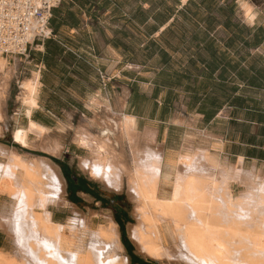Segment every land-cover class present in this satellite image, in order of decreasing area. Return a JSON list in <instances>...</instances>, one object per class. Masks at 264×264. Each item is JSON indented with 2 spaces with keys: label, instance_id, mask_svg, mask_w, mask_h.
Instances as JSON below:
<instances>
[{
  "label": "crops",
  "instance_id": "crops-1",
  "mask_svg": "<svg viewBox=\"0 0 264 264\" xmlns=\"http://www.w3.org/2000/svg\"><path fill=\"white\" fill-rule=\"evenodd\" d=\"M48 31L26 55L4 60L9 90L35 74L39 86L28 115L19 97L15 110L4 112L0 152L57 169L66 204L48 206L51 222L79 236L85 225L95 230L109 217L130 264L116 214L131 253L147 262L126 232L134 224L127 221L130 207L116 199L127 192L126 178L123 190L114 191L79 164L96 158L92 144L131 169L155 157L160 174L182 172L183 157L197 172L264 177V0H62L51 10ZM111 119L117 129L131 124V145L106 130ZM19 129L28 147L14 144ZM54 143L61 150L54 156L34 149ZM245 184L240 176L232 181L231 197L239 198ZM14 204L0 193V223L8 224L0 228V253L13 264L30 263L9 224ZM86 213L104 222L92 227Z\"/></svg>",
  "mask_w": 264,
  "mask_h": 264
},
{
  "label": "bare ground",
  "instance_id": "bare-ground-1",
  "mask_svg": "<svg viewBox=\"0 0 264 264\" xmlns=\"http://www.w3.org/2000/svg\"><path fill=\"white\" fill-rule=\"evenodd\" d=\"M3 62L0 54V64ZM21 83L20 100L28 115L36 106L38 75ZM127 123L125 121L121 129H117L112 119L103 125L112 134L125 135L131 145V124L126 126ZM15 134L16 144L28 147L25 131L19 129ZM81 145L88 147L85 141ZM91 146L96 150L94 161L81 160L79 163L91 179L114 191H121L123 178L127 180L126 195L133 203L134 224L126 228V232L141 255L165 264H173L176 259L185 264H264V240L260 242L257 235L264 231L263 176H256L261 179L256 188H246L235 199L229 194V184L239 176L243 177L245 185L250 182L247 180L250 177L240 175L239 171L231 177L227 171L221 174L197 172L196 166L188 165V158L183 157L179 162L184 172L175 170L160 174L161 165L155 157L137 160L133 169L131 166L121 168L120 161L112 153L95 144ZM29 179L31 175L25 171L23 163L15 164L10 159L0 163V193H9L15 200L9 224L15 220L23 224L21 229H14L18 245L20 247L24 241L38 264H52L44 262L45 257L53 264L69 260L72 264H128L126 257L113 256L123 249L116 224L109 217L107 225L101 226L103 230L97 231L109 252L106 256L98 252L94 257L81 252L77 246L80 238L72 235L74 229L66 231L65 225L54 224L48 219V206L66 204L63 180L56 168L47 172L45 182L33 180L30 186ZM160 186L161 192L158 191ZM5 224L0 223V228L8 226ZM243 225L252 226L255 231L242 236L239 227ZM86 229L85 225L83 230ZM258 258L261 263H257ZM4 261L6 257L0 253V263Z\"/></svg>",
  "mask_w": 264,
  "mask_h": 264
},
{
  "label": "rangeland",
  "instance_id": "rangeland-1",
  "mask_svg": "<svg viewBox=\"0 0 264 264\" xmlns=\"http://www.w3.org/2000/svg\"><path fill=\"white\" fill-rule=\"evenodd\" d=\"M7 57H9V56H1V58L4 59V60L7 59ZM4 64H5V61L3 63H1V66H0V122L5 120L4 115H3V114H5L4 113L5 111L12 112V111L15 110V108H16L15 107V102L16 101H14V99H15V97H17V98L19 97V99H20V96H21V88H20V90L17 91L18 87H16V84H12V86H11V88L9 90V84H7L8 74L5 71L6 67H5ZM23 77H25V75H22V78ZM21 84H20V87H21ZM25 134H26V131H25ZM12 135H13L14 144H16V139H15L16 135H14V134H12ZM34 149L43 151V152L49 154L50 156L51 155L54 156V155L58 154L61 151L60 147L56 146V143H54L51 148L43 147V146L41 147L40 145H37V147H35ZM0 153H2L1 154L2 157L4 156V161L10 159L15 164H17L18 162L23 163V167L25 168V171H27L31 175V178H32V179L28 180V183H29L30 186H32V181L33 180H35V181L42 180L43 182H45L44 179H45V177H47V172L50 169H53V167H51L50 164H48L46 161L44 162L43 160H40V159H37V161L34 160V161H30V162H25L22 159V157H19L18 154H16L15 152H13L11 150L6 151V153L5 152H0ZM119 167L122 168V167H125V166L121 165V163L119 162ZM83 175L86 176L85 173H83ZM86 178H87V176H86ZM247 180L250 181L249 184L247 185V188L250 187V186H251L250 188H256V186L258 185L259 180H261V179H258L256 177V175H253L250 178H247ZM97 185L101 189H103V187L100 184L97 183ZM7 194L11 197V195L9 193H7ZM125 194L126 193L123 191V192L120 193V196L123 198L122 202L124 201L126 203V206L130 207V209L128 208L129 210H127L125 208V211H127L128 217L130 218L131 223H133L134 220H133V217H131V210H132L133 205H132L131 201L127 199ZM12 200H14V199L12 198ZM13 202H15V200ZM98 211H99V209H98ZM86 214L88 216V213H86ZM88 218L91 219L90 216H88ZM91 222H92L91 226L93 227V226L97 225L98 223H103L104 220L102 218H100V217L99 218H92ZM11 226L13 228L14 235H16L15 232H14L15 227H17L18 229H21L23 227V224L21 225L20 222L15 220L11 224ZM125 226H128V224H126V222H125ZM98 229L103 230L102 227H98L95 230L86 229V230H83L82 232L80 231L79 236L77 235V231L75 229L72 232V235H75L76 237L80 238L81 241H80L79 244H77V246L79 247L81 252H83L85 254V256H87V255L90 256V254H91V256L94 257L95 255H97L98 252H100L102 254V256H104V255L106 256L107 253L109 252L105 248L106 243L100 237V234H98V232H97ZM254 231L255 230H254V228L252 226L250 227V226H244L243 225L242 227H239V234H241L242 236L243 235H248L250 233L252 234ZM257 235L259 237L260 242L261 241L263 242V240H264V231L262 230V232L258 233ZM132 245L134 246L133 243H132ZM19 249L21 250V253H23V255H27L29 258H31L30 263L23 262V264H38L37 260L34 258L33 254L31 253V250L28 249V246H27V244L24 241H22V245L19 247ZM133 251L136 254H138V252L135 249V246H134ZM116 254L121 259H124L126 257L125 251L116 252V253H114L113 256H115ZM141 257L144 260H146L147 262H150V263L165 264V263H162V262L150 261L149 259L145 258L144 256H141ZM32 258L34 259V261L32 260ZM127 260H128V258H127ZM257 260H258L257 263H261L262 262V261H260L259 258ZM43 261L46 262V263L48 262V263H52L53 264L52 260L49 257H45ZM13 262H14L13 260H9L8 259V260H6V261H4V262H2L0 264H13ZM55 264H62V263H58V262L56 263L55 262ZM128 264H129V260H128ZM173 264H185V263L181 259H176V260H174Z\"/></svg>",
  "mask_w": 264,
  "mask_h": 264
},
{
  "label": "built area",
  "instance_id": "built-area-1",
  "mask_svg": "<svg viewBox=\"0 0 264 264\" xmlns=\"http://www.w3.org/2000/svg\"><path fill=\"white\" fill-rule=\"evenodd\" d=\"M62 0H0V54L24 56L37 39L50 36L51 10Z\"/></svg>",
  "mask_w": 264,
  "mask_h": 264
},
{
  "label": "trees",
  "instance_id": "trees-1",
  "mask_svg": "<svg viewBox=\"0 0 264 264\" xmlns=\"http://www.w3.org/2000/svg\"><path fill=\"white\" fill-rule=\"evenodd\" d=\"M116 198V197H115ZM116 199L118 200H122V197H117ZM111 209H113V207L110 205H108ZM115 217V222L119 225L120 227V234H121V242L123 244V246H125V248L130 251L129 256H130V264H154V263H150V262H145L143 260H139L138 258H136L130 250V244L129 241L127 240L126 234L124 233V226L122 224H120V219L119 217L116 216V214H114ZM128 222L131 223V221H129L127 219Z\"/></svg>",
  "mask_w": 264,
  "mask_h": 264
},
{
  "label": "snow or ice",
  "instance_id": "snow-or-ice-1",
  "mask_svg": "<svg viewBox=\"0 0 264 264\" xmlns=\"http://www.w3.org/2000/svg\"><path fill=\"white\" fill-rule=\"evenodd\" d=\"M64 264H72L71 260L65 261Z\"/></svg>",
  "mask_w": 264,
  "mask_h": 264
}]
</instances>
